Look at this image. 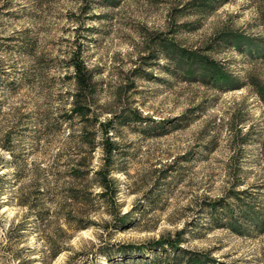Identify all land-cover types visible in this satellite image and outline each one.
Wrapping results in <instances>:
<instances>
[{
    "label": "rangeland",
    "instance_id": "obj_1",
    "mask_svg": "<svg viewBox=\"0 0 264 264\" xmlns=\"http://www.w3.org/2000/svg\"><path fill=\"white\" fill-rule=\"evenodd\" d=\"M251 210L264 0H0V264H264Z\"/></svg>",
    "mask_w": 264,
    "mask_h": 264
},
{
    "label": "trees",
    "instance_id": "obj_2",
    "mask_svg": "<svg viewBox=\"0 0 264 264\" xmlns=\"http://www.w3.org/2000/svg\"><path fill=\"white\" fill-rule=\"evenodd\" d=\"M75 74H74V80H75V92L73 94L74 100H73V105H75L74 107V112H78V113H85L86 112V108L87 105L83 104L82 101H86V95L89 93V90L92 88L91 85V76H86L87 75V70L83 68V66L80 64V62H75ZM214 77V76H213ZM223 77V76H222ZM227 77V76H225ZM224 78V77H223ZM87 91V93L85 94H81L80 91ZM82 103V105L77 107V104ZM105 134H107L108 130L105 127L104 129ZM108 139V138H107ZM110 143V142H109ZM111 150L105 149V155H108L109 152ZM72 171H74V175H83L85 174V172H83L81 169L79 168H73ZM98 174L101 175L100 178V182L102 187L105 189L104 191H102L100 194L101 196H105L107 193V189H108V182L109 179L107 178V173L104 170H98L97 172ZM217 204V205H216ZM214 205H212V208L217 210V209H222L224 211V208H226V204H222L220 202L216 203ZM251 212H253V217L257 220L255 223H257V225L264 227V219L262 218V216L260 214H258V211L255 210H251ZM225 214V212H223ZM230 217V219H232L233 222L237 221L235 220V218L233 217V215L227 216ZM238 228V232L240 230L239 227ZM157 247L164 249V253L159 254L158 251L155 252L156 256L154 257L155 260L151 263L150 261L147 262L148 264H205L204 262L207 260L206 257L204 256V254L201 253H192L189 250L183 249L179 246L178 242L174 241V240H164L161 243H156ZM166 245V247H164ZM167 248L170 250V253H166L165 251H167ZM128 251H130V249H128ZM164 258L166 259V261L164 262ZM211 263H213V261L211 260Z\"/></svg>",
    "mask_w": 264,
    "mask_h": 264
}]
</instances>
